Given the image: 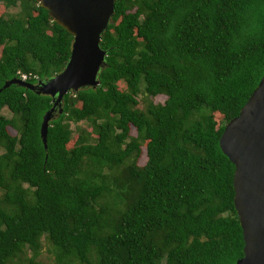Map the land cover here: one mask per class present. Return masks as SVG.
Here are the masks:
<instances>
[{
  "label": "trees",
  "instance_id": "16d2710c",
  "mask_svg": "<svg viewBox=\"0 0 264 264\" xmlns=\"http://www.w3.org/2000/svg\"><path fill=\"white\" fill-rule=\"evenodd\" d=\"M0 3L18 9L0 16V264L23 248L38 264L43 235L54 264H235L234 168L218 139L264 74V0H114L99 84L63 97L45 147L51 98L2 87L60 72L71 38L33 0ZM66 115L95 138L76 128L67 148Z\"/></svg>",
  "mask_w": 264,
  "mask_h": 264
},
{
  "label": "water",
  "instance_id": "95a60500",
  "mask_svg": "<svg viewBox=\"0 0 264 264\" xmlns=\"http://www.w3.org/2000/svg\"><path fill=\"white\" fill-rule=\"evenodd\" d=\"M33 1L70 36L68 59L60 72L45 81L30 84L14 78L2 88L13 84L51 98L52 106L39 128L45 147L48 123L63 97L99 84L97 74L105 57L99 43L112 17L114 0ZM218 148L234 168L232 203L243 243L242 256L235 264H264V74L238 114L224 124Z\"/></svg>",
  "mask_w": 264,
  "mask_h": 264
},
{
  "label": "rangeland",
  "instance_id": "374dc122",
  "mask_svg": "<svg viewBox=\"0 0 264 264\" xmlns=\"http://www.w3.org/2000/svg\"><path fill=\"white\" fill-rule=\"evenodd\" d=\"M18 11V9L15 8H4L3 5L0 3V16L2 17H7L9 15H13L16 14ZM119 89L124 91V86L123 84L119 85ZM149 100V99H147ZM164 100L163 96H156L154 97L151 101L153 103H161ZM137 105H136V109L138 110H143L144 108V104H145V100H144V96L143 95H138L137 96ZM1 114L5 117V118H10V113L6 110V109H2L1 110ZM214 119L217 121V123H219L220 118L218 116L214 115ZM64 121L66 123L69 124V129L71 131V140L70 142L67 144V148H70L73 144V142L76 139V136L78 134V132L76 131V128L81 129L82 131H84L85 134L88 135V137L90 139H94L95 135L93 134V132L91 131V128L89 126V124L86 121H82L79 122L77 124H74L71 122L70 120V116L66 115ZM8 133L10 135H15V133L11 130V129H7ZM130 135H134V131L131 130ZM144 163V155H143V149L141 148V154L139 156V158L136 161V164L132 165L129 160L121 167L122 170V176L119 179V185L122 186V180L126 177V176H131L132 175V169L135 167L138 168L140 166H142ZM126 175V176H125ZM23 187H26L25 185H23ZM3 190L0 188V199L2 198L3 195ZM43 235L40 239H39V250L37 255L33 258V261L38 263V264H54L53 262V257H54V253L56 251L55 247H51L48 242L44 239ZM32 258V252L29 251L28 249L23 248L21 253L17 254V256L13 257L8 264H26L28 262L29 259ZM73 264H79L78 262L74 261Z\"/></svg>",
  "mask_w": 264,
  "mask_h": 264
},
{
  "label": "built area",
  "instance_id": "2783aa9c",
  "mask_svg": "<svg viewBox=\"0 0 264 264\" xmlns=\"http://www.w3.org/2000/svg\"><path fill=\"white\" fill-rule=\"evenodd\" d=\"M16 75H17L16 79L24 82L26 81V79H29L30 77L29 75L20 74V73H17Z\"/></svg>",
  "mask_w": 264,
  "mask_h": 264
}]
</instances>
